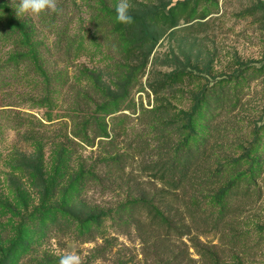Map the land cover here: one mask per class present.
I'll list each match as a JSON object with an SVG mask.
<instances>
[{"label": "rangeland", "instance_id": "obj_1", "mask_svg": "<svg viewBox=\"0 0 264 264\" xmlns=\"http://www.w3.org/2000/svg\"><path fill=\"white\" fill-rule=\"evenodd\" d=\"M129 2L134 23L115 22L120 47L108 30H98L99 0H57L59 14L39 17L18 15L19 0H0V245L18 244L5 264H59L66 253L80 255L82 264H150L134 228L113 219L111 210L129 196L107 175L119 172L108 161L129 153L132 158L122 164L129 186L160 188L140 170L147 157L130 149L149 133L137 121L142 108L158 105L187 120L205 89L221 81L235 85L246 69L262 68L256 80L245 81L242 105L228 122V139L221 140L241 144V139L245 147L255 131L264 136V0ZM118 3L110 10L113 18ZM33 30H40L43 48L34 47L31 60L19 58L17 45L30 40L32 49L38 42ZM58 30H68L81 46L69 62L54 47ZM59 73L69 76L63 84ZM84 95L96 102L82 117H71ZM111 102L120 106L115 112L99 110V104ZM127 106L131 109L123 110ZM18 113L35 119L15 127L11 118ZM89 117L107 135L94 139L97 124L86 127ZM78 131L84 140L75 136ZM91 176L95 179L86 184ZM260 187L261 195L240 220L254 247L223 264H264V174ZM56 215H71L75 227L44 235L42 223ZM81 224L95 227L93 236L77 237ZM203 241L219 243L215 234ZM190 253L199 260L193 249Z\"/></svg>", "mask_w": 264, "mask_h": 264}, {"label": "trees", "instance_id": "obj_2", "mask_svg": "<svg viewBox=\"0 0 264 264\" xmlns=\"http://www.w3.org/2000/svg\"><path fill=\"white\" fill-rule=\"evenodd\" d=\"M99 2L103 9L96 16L98 30H108L121 47L123 41L116 32L118 29L110 12L115 0ZM33 31L38 42L32 49L29 48L30 40L21 46L17 45L19 58L31 60L34 47L43 48L45 41L41 38L40 30ZM108 32H105L104 37L110 47ZM54 47L64 55V62L71 61L81 48L68 30L56 32ZM37 71L45 75L41 66L37 67ZM244 72L246 77L237 79L235 85L221 81L219 85L205 89L201 97L197 98L187 120L158 105L152 109L142 108L137 121L146 125L149 133L145 138L138 136L130 143V149L135 154L147 157L140 170L150 178L151 185L157 184L160 188L146 190L140 182L129 186L130 181L124 177L125 166L122 165L129 157L132 158L129 153L116 154L115 158L108 161L109 164L117 165L119 172H108L107 175L111 176L113 184L121 190L125 189L129 196L128 201L111 210L113 219L123 228H134L147 263L223 264L224 260L231 257L242 259L254 247L251 236L244 231L240 220L247 208L254 204L256 196L261 195L264 136L255 131L253 142L245 147L241 139V144L228 140L224 143L221 140L225 137L228 139V122L242 105L245 81H254L263 74L262 68L246 69ZM58 75L62 84L69 79L62 73ZM45 79L50 84L51 78L45 75ZM92 102L96 100L84 95L81 102H76L73 107L71 117H82L83 111L92 108ZM119 107L118 103L113 102L99 104V110H108L109 113ZM129 109L131 107L127 106L123 110ZM30 117L35 119L32 115L18 113L11 121L15 127L22 128ZM90 124L93 127L98 125L93 130L94 139L107 135L97 120L93 122V117H89L86 127H90ZM76 135L85 139L81 131L76 132ZM242 149L244 152H241ZM93 177L86 178L85 183L90 178L95 179ZM72 227H75V222L71 215L69 218L56 215L42 223L41 230L44 235H49L54 230L67 231ZM95 229L92 225L84 228V224H81L77 237L93 236ZM210 234L218 237V244L203 241ZM16 244L8 249L0 245V264L10 259L12 251L17 249ZM191 249L199 260L192 257Z\"/></svg>", "mask_w": 264, "mask_h": 264}, {"label": "clouds", "instance_id": "obj_3", "mask_svg": "<svg viewBox=\"0 0 264 264\" xmlns=\"http://www.w3.org/2000/svg\"><path fill=\"white\" fill-rule=\"evenodd\" d=\"M132 7L129 0H119L115 5V22L122 25H132L134 17L130 15ZM62 11L57 5V0H19L17 14L30 17H39L46 14H59ZM59 264H82V258L75 253H66L59 258Z\"/></svg>", "mask_w": 264, "mask_h": 264}]
</instances>
